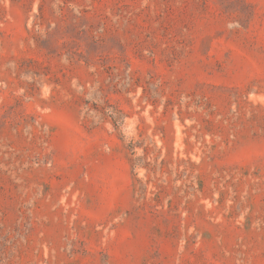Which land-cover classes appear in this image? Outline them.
Masks as SVG:
<instances>
[{"label": "rangeland", "instance_id": "1", "mask_svg": "<svg viewBox=\"0 0 264 264\" xmlns=\"http://www.w3.org/2000/svg\"><path fill=\"white\" fill-rule=\"evenodd\" d=\"M0 264H264V0H0Z\"/></svg>", "mask_w": 264, "mask_h": 264}]
</instances>
